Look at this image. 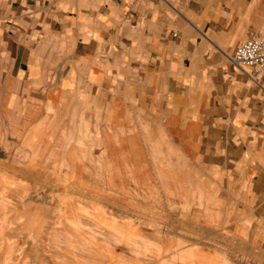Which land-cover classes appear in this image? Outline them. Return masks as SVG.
Here are the masks:
<instances>
[{
  "label": "crops",
  "instance_id": "obj_1",
  "mask_svg": "<svg viewBox=\"0 0 264 264\" xmlns=\"http://www.w3.org/2000/svg\"><path fill=\"white\" fill-rule=\"evenodd\" d=\"M253 35L264 0H0V140L110 206L90 257L264 264V77L226 56Z\"/></svg>",
  "mask_w": 264,
  "mask_h": 264
},
{
  "label": "rangeland",
  "instance_id": "obj_2",
  "mask_svg": "<svg viewBox=\"0 0 264 264\" xmlns=\"http://www.w3.org/2000/svg\"><path fill=\"white\" fill-rule=\"evenodd\" d=\"M16 137L0 140V264H104V258L90 256H101L99 248L106 246L98 238L104 237L110 206L69 193L71 177L34 170L28 163V130H18ZM136 213L119 210L130 220Z\"/></svg>",
  "mask_w": 264,
  "mask_h": 264
},
{
  "label": "built area",
  "instance_id": "obj_3",
  "mask_svg": "<svg viewBox=\"0 0 264 264\" xmlns=\"http://www.w3.org/2000/svg\"><path fill=\"white\" fill-rule=\"evenodd\" d=\"M226 56L255 82L264 77V35L250 36Z\"/></svg>",
  "mask_w": 264,
  "mask_h": 264
},
{
  "label": "bare ground",
  "instance_id": "obj_4",
  "mask_svg": "<svg viewBox=\"0 0 264 264\" xmlns=\"http://www.w3.org/2000/svg\"><path fill=\"white\" fill-rule=\"evenodd\" d=\"M73 193V192H72ZM3 201V200H2ZM5 204V203H4ZM5 206V205H4ZM5 208H6V206H5ZM7 212V211H6ZM56 213V212H55ZM6 215H8V214H6ZM5 216V215H4ZM7 217V216H6ZM5 218V217H4ZM8 218V217H7ZM6 219V218H5ZM1 220V219H0ZM1 222V221H0ZM5 222V221H4ZM3 222V223H4ZM1 226V225H0ZM2 227V226H1ZM1 240V239H0ZM1 242V241H0ZM4 242V241H3ZM2 245V244H1ZM7 257V256H6ZM6 262H8L7 260H6Z\"/></svg>",
  "mask_w": 264,
  "mask_h": 264
}]
</instances>
